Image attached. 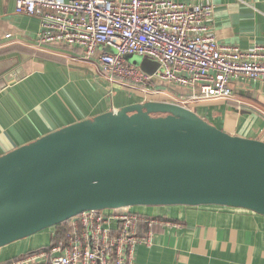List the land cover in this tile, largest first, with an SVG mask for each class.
I'll return each instance as SVG.
<instances>
[{
	"label": "water",
	"instance_id": "95a60500",
	"mask_svg": "<svg viewBox=\"0 0 264 264\" xmlns=\"http://www.w3.org/2000/svg\"><path fill=\"white\" fill-rule=\"evenodd\" d=\"M18 77L0 74V89ZM145 206L264 216V140L228 133L192 107L150 99L0 155V248L84 211Z\"/></svg>",
	"mask_w": 264,
	"mask_h": 264
},
{
	"label": "crops",
	"instance_id": "0c3cea01",
	"mask_svg": "<svg viewBox=\"0 0 264 264\" xmlns=\"http://www.w3.org/2000/svg\"><path fill=\"white\" fill-rule=\"evenodd\" d=\"M212 1L210 32L218 42L242 50L264 48V0ZM39 27V17L17 14L14 0H0V74L19 76L0 89V155L66 125L138 102L133 101L132 90L124 92L126 88L117 101L105 99L95 85L89 88L82 82L89 80L85 72L74 77L61 65H66L69 54L85 57L83 50L40 43ZM156 84L182 101L193 92L162 80ZM232 89L233 98L201 100L204 110L193 109L228 133L243 132L264 140V81L234 80ZM150 99L165 100L140 101ZM235 107L249 112H236ZM139 210L150 216L166 215L167 219H161L167 224L156 227L149 246L136 249L134 264H264V216L260 214L223 206H147ZM55 233L54 227L49 228L0 248V264L50 247Z\"/></svg>",
	"mask_w": 264,
	"mask_h": 264
},
{
	"label": "built area",
	"instance_id": "2783aa9c",
	"mask_svg": "<svg viewBox=\"0 0 264 264\" xmlns=\"http://www.w3.org/2000/svg\"><path fill=\"white\" fill-rule=\"evenodd\" d=\"M14 1L17 14L40 18V43L80 47L111 80L145 92L162 80L192 88L191 100H228L234 80L264 81L262 46L242 50L210 32L212 0ZM128 54L153 58L161 68L149 75L127 63ZM161 224L167 222L130 208L84 211L57 243L3 264H134L136 249L149 246Z\"/></svg>",
	"mask_w": 264,
	"mask_h": 264
},
{
	"label": "rangeland",
	"instance_id": "374dc122",
	"mask_svg": "<svg viewBox=\"0 0 264 264\" xmlns=\"http://www.w3.org/2000/svg\"><path fill=\"white\" fill-rule=\"evenodd\" d=\"M67 56H68V61L66 65H61V67L65 66L68 72H73L74 77L78 75L79 71L85 72L89 80L83 79L82 82L86 84V86H88L89 88H93L91 84L95 85L96 88L101 90V94L105 97V99H107V97H112L117 101L116 98H118V95L121 93V91H124V88H126L127 90H125L124 92L129 93V91L132 90L133 101H140L143 100L144 98H163L166 101L183 103L182 100L170 96L172 95L169 94L170 91L161 85L157 86L156 90L144 92L139 88V86L134 85L132 83L122 82L116 79L111 80L108 74L103 71L96 58H85L82 56L73 57L70 54ZM124 57L127 63L139 67L143 72L149 75L154 74L157 70L161 68L160 63L150 57H145V56L143 57L134 54H128L125 55ZM183 100H187V103H185L186 106L192 108L196 107L200 111L204 110L202 109L203 106L202 104L204 103H200L201 101L199 100H191L189 99V97ZM224 128L225 127L223 126L222 129ZM241 134L245 136L243 132H241ZM140 208H146V207H133L132 210L137 212L140 211L139 210ZM106 211L108 212L109 210Z\"/></svg>",
	"mask_w": 264,
	"mask_h": 264
},
{
	"label": "trees",
	"instance_id": "16d2710c",
	"mask_svg": "<svg viewBox=\"0 0 264 264\" xmlns=\"http://www.w3.org/2000/svg\"><path fill=\"white\" fill-rule=\"evenodd\" d=\"M157 217L167 219L166 215H161V216L159 215ZM70 220H68V221H66L64 223H61V224H59V225L54 227L56 229V233L52 237V242H51L50 246H52L53 244L57 243L59 240L63 239V237L65 235V232L67 231V229L69 227ZM155 231H156V227H155ZM45 248H48V246L38 248L37 250L45 249ZM37 250H34V251H37ZM31 252H33V251H29L28 253H31ZM28 253H26V254H28Z\"/></svg>",
	"mask_w": 264,
	"mask_h": 264
}]
</instances>
